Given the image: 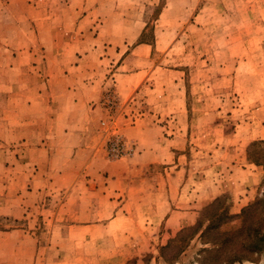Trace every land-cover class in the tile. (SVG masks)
<instances>
[{
    "label": "rangeland",
    "instance_id": "374dc122",
    "mask_svg": "<svg viewBox=\"0 0 264 264\" xmlns=\"http://www.w3.org/2000/svg\"><path fill=\"white\" fill-rule=\"evenodd\" d=\"M259 199L264 0H0V264H264Z\"/></svg>",
    "mask_w": 264,
    "mask_h": 264
},
{
    "label": "crops",
    "instance_id": "0c3cea01",
    "mask_svg": "<svg viewBox=\"0 0 264 264\" xmlns=\"http://www.w3.org/2000/svg\"><path fill=\"white\" fill-rule=\"evenodd\" d=\"M84 62V59H79L77 63H75V67H79L80 65H82L81 63ZM90 86V85H89ZM90 89V87H89ZM82 91H75V127L77 124H79L76 128H75V132H72L69 130V126L64 125L63 128H61L59 131L61 133H59L58 131H56V134H60L62 137V139H65L66 141L64 143L61 144L64 145L65 150H68L71 152V154L73 153L75 156V162H79L78 167L82 168V166L84 164L90 165L92 163H96V159L95 157L97 156V151H96V146H95V134H92L93 132V125H92V121L93 118L92 114H93V110H91V106L88 105V103L90 102V100H85L86 102H84V100L81 98V96H83L81 94ZM88 92V90L86 91ZM93 93L89 92V95H92ZM75 135V140H71L72 142H69V138L72 137V135ZM47 137L49 139H46L43 144H45L47 147L45 148L46 150H48V152L50 154H53V149H55V147L50 146L49 143H47L48 140L51 139L52 134L47 135ZM60 145V144H59ZM52 147V148H51ZM59 147H57L58 149ZM51 150V151H50ZM36 175H34L33 178H41L42 177V173L44 175V177L47 179L48 178H52V174L51 172H42L41 174H39V172L35 171ZM81 176V174L79 175L78 170L75 173V178H79ZM33 258H31L32 260ZM32 264V261H31Z\"/></svg>",
    "mask_w": 264,
    "mask_h": 264
},
{
    "label": "trees",
    "instance_id": "16d2710c",
    "mask_svg": "<svg viewBox=\"0 0 264 264\" xmlns=\"http://www.w3.org/2000/svg\"><path fill=\"white\" fill-rule=\"evenodd\" d=\"M260 143H262V141H260ZM254 144H255V143H254ZM250 159H251V158H250ZM251 160H252V159H251ZM252 161H253V162H255V163L257 162V160H256V159H254V158H253V160H252ZM259 202H263V203H264V200H263V199H261V200H260V199H259V200H257V203H259ZM260 240H263V239L261 238ZM250 245H251V243L249 244V246H250Z\"/></svg>",
    "mask_w": 264,
    "mask_h": 264
}]
</instances>
